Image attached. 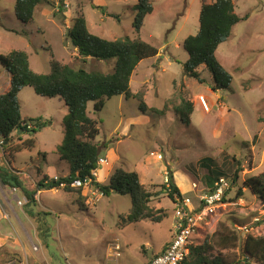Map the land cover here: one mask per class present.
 I'll return each mask as SVG.
<instances>
[{
	"label": "rangeland",
	"instance_id": "rangeland-1",
	"mask_svg": "<svg viewBox=\"0 0 264 264\" xmlns=\"http://www.w3.org/2000/svg\"><path fill=\"white\" fill-rule=\"evenodd\" d=\"M48 1L49 4H39L32 20L24 23L14 17L15 0H0V55L22 51L29 69L42 75L50 72L51 60L73 69L111 73L114 59L82 61L66 30L70 20L82 13L91 34L107 40L133 39L137 35L132 29L136 0ZM213 1L150 0L153 11L144 17L138 35L158 54L138 63L129 88L136 94L145 86L146 106L159 111L165 106L163 115L142 113L135 99L122 95L105 101L96 114L92 103H88L87 112L98 122L96 141L104 145L99 158L110 163V176L116 169L134 172L149 192L158 193L165 185V175H171L183 198H189L197 207V197L209 191L202 163L222 170L228 189L220 204L207 215L203 228L193 235L191 244L196 246L210 239L218 225L224 224L237 234L238 244L220 256L242 262L243 240L247 236L264 237V204L243 187L246 179L264 173V0H230L240 20L215 51V58L231 76L225 90L213 89L212 76L204 67L199 69L202 83L187 77L183 70L188 55L182 43L198 31L201 3ZM8 76L0 66L3 88ZM18 100L21 118L40 119L45 124L8 145L14 147L32 139L31 149L11 154L0 144V169L20 175L31 190L39 180L38 169L49 173L59 168L52 151L64 137L63 118L67 112L63 101L39 96L30 87L23 88ZM186 102L192 105V112L182 119L174 109ZM17 133L21 134L14 132L11 140H16ZM235 172L238 179L232 183ZM95 177L98 180V173ZM54 190L58 193L42 194L38 206L34 196L36 204L28 207L20 191L0 182V264H103L110 246L117 249L112 250L117 264H144L172 239L174 204L164 193L150 204L164 214L161 222L141 221L120 228L119 215L131 208L128 194L103 197L88 185L82 191L85 200L80 206L75 192ZM238 190L242 192L239 198ZM33 208L34 215H28ZM68 208L74 209V214L60 217L59 224L49 214ZM216 255L213 252L211 256Z\"/></svg>",
	"mask_w": 264,
	"mask_h": 264
},
{
	"label": "trees",
	"instance_id": "trees-1",
	"mask_svg": "<svg viewBox=\"0 0 264 264\" xmlns=\"http://www.w3.org/2000/svg\"><path fill=\"white\" fill-rule=\"evenodd\" d=\"M136 15L132 22L135 38H121L107 40L91 34L86 25L82 13H78L70 20V26L66 30V36L76 49L82 61L92 59L94 61H108L114 59L111 73L103 74L97 71H86L82 68L73 69L68 65L51 60L48 74H36L29 69L27 56L22 51H12L7 55H0V66L10 76L8 90L0 95V140L2 149L12 152H20L23 148L31 149L32 139L24 140L14 147L10 144L12 134L21 132L20 136L41 129L45 123L40 119L21 118L18 94L25 88L30 87L35 94L47 98H57L64 102L67 114L63 118L64 137L61 144L55 150V154L61 161L69 166V175L57 180L41 175V169L37 170L40 179L29 190L20 175L9 173V170L0 169V182L4 187L20 191L28 202V207L36 203L34 196L42 190L59 189L60 184L66 183V192H75L77 202L81 206L85 197L82 196L84 186L72 188L69 186L74 181L84 183L90 181V186L95 188L104 197L110 194L129 195L131 208L124 214L119 215V227L125 228L141 221L159 223L164 218L160 210L151 207L152 200L159 194L164 193L171 202L182 199L183 196L168 176L167 186L162 185L158 193L149 192L139 181L136 173L116 169L110 176L107 184L98 183L93 175L97 169V163L101 146L98 145V122L89 117L87 104L92 103L93 113H98L104 107L105 101L113 96L122 95L125 99H135L138 110L142 113L163 115V110L148 108L144 102L145 86L133 94L129 88V81L135 67L139 62L155 57L158 50L152 45L141 40L140 29L144 17L153 11L150 0H136ZM39 4H49L48 0H15L14 16L21 22L27 23L32 20L34 9ZM116 18V16H112ZM245 19V17H244ZM234 14L233 4L230 0H214L209 4L201 3L198 22L199 28L195 35L184 39L182 46L188 55L183 64L184 74L202 83L199 69L204 67L212 76L214 90L227 89L231 83V76L227 73L215 58L218 46L225 42L231 28L239 22ZM84 63V62H83ZM175 112L180 118H188L192 112L189 102L177 106ZM23 123H33L34 130L26 129ZM43 158L45 153H38ZM233 161L236 159L233 157ZM207 170L205 176L209 191L214 189V183L225 177V173L219 168H211L209 163H202ZM231 182L235 183L237 172ZM252 195L259 198L264 204V173L249 177L243 182ZM225 194V192H224ZM223 194V196H224ZM242 196L238 190L237 198ZM223 198V197H222ZM223 200V199H222ZM28 215H34L32 210ZM220 225V226H219ZM210 239H205L201 244L190 247V255L186 264H264V237L247 236L240 247V256L243 261L233 257L226 260L221 257V252L232 251L237 248L238 236L226 225L219 224ZM216 252V256H211ZM212 257V258H211Z\"/></svg>",
	"mask_w": 264,
	"mask_h": 264
},
{
	"label": "built area",
	"instance_id": "built-area-1",
	"mask_svg": "<svg viewBox=\"0 0 264 264\" xmlns=\"http://www.w3.org/2000/svg\"><path fill=\"white\" fill-rule=\"evenodd\" d=\"M22 126H26V129L28 130L36 129L33 123H23ZM0 144L2 145L1 141ZM157 159L160 160L161 156L158 155ZM102 162L103 160L100 159L98 164H101ZM95 172L96 170L93 172L94 177ZM54 179L57 180L56 177ZM167 180L168 178L165 175L164 184H166V186L168 183ZM88 185H90L89 180H86L84 183L77 180L69 184L72 188H80L81 186L85 187ZM66 186V183L60 184V188H64ZM192 187L196 188L194 184ZM227 189V182L221 178L214 183V189L212 191L203 193L197 197V207L191 205L189 198L177 199L173 203L174 209L171 227L172 239L170 243L164 247L162 252L154 255L144 264H186L190 255L189 246L191 245V238L199 232L200 227L203 228L207 215L211 213L218 204H220L223 194ZM99 195L102 196L101 193H99ZM109 249L110 252H108L105 256L103 264H109L110 262L117 264V257L113 252L117 249L114 246H110Z\"/></svg>",
	"mask_w": 264,
	"mask_h": 264
},
{
	"label": "crops",
	"instance_id": "crops-1",
	"mask_svg": "<svg viewBox=\"0 0 264 264\" xmlns=\"http://www.w3.org/2000/svg\"><path fill=\"white\" fill-rule=\"evenodd\" d=\"M34 11H35V9H34ZM13 14H14V12H13ZM34 14V13H33ZM15 17V16H14ZM16 18V17H15ZM88 60V59H87ZM2 77V76H1ZM0 77V78H1ZM9 85H10V76H8V81H7V84H6V86L3 88L1 85H0V90H3V89H5L4 90V92H3V94L8 90V88H9ZM23 91V89L19 92V94H18V98H19V96H20V94H21V92ZM1 94V93H0ZM60 101H62V100H60ZM60 103V102H59ZM63 105H64V102H63ZM64 107H65V105H64ZM65 109H66V107H65ZM65 112H67V110L65 111ZM64 112V113H65ZM22 139H24V137H23V135L22 136H20L18 133H17V138H16V140H12L10 143L11 144H13V143H15V141H20V140H22ZM18 143V142H17ZM98 145H100V144H98ZM56 150V149H55ZM55 150L54 151H52L54 154H55ZM13 154V153H12ZM56 155V154H55ZM57 156V155H56ZM57 158H58V160L56 159V162L55 163H57L55 166L56 167H59L58 168V170L55 168V169H52L51 171H49V173L47 172V171H45L44 170V172H42L41 171V175H43V176H47L48 178H50V179H53V178H55V177H60V178H64V177H67L68 175H69V166L64 162V161H61L60 159H59V157L57 156ZM105 166H108L107 168H105ZM111 165H110V163H106L105 162V160H103V162L101 163V164H99L98 165V169H97V173H98V180H96L98 183H101L100 181L101 180H103V181H105V182H107L108 183V180H109V178H110V172H111ZM43 169V168H42ZM51 169V168H50ZM97 173H95L96 174V176H97ZM23 175H25V173H22ZM24 177V176H23ZM24 179V178H23ZM39 179H40V176H39ZM95 179H96V177H95ZM106 183V184H107ZM7 188V187H6ZM93 189H95V188H93ZM96 190V189H95ZM11 191V190H10ZM54 191H57V190H54ZM53 190H42V191H39V192H37L38 194L37 195H35L36 197H37V199H38V202H37V205H35V206H38V204H40L41 205V201H40V198H41V196H42V194H44V193H48V192H51V193H58V191L57 192H54ZM97 191V190H96ZM2 192V191H1ZM98 192V191H97ZM191 192V191H190ZM10 196L12 195V194H9ZM98 195H99V192H98ZM104 197V196H103ZM15 198H17V196H15ZM42 207V206H41ZM36 208V207H35ZM43 208H45L44 206H43ZM32 211H35L34 210V208H33V210ZM49 211V210H48ZM57 212V215L59 216V217H57L56 216V213ZM70 213H72V214H74V209H63V210H61V209H59V211H50L49 212V214H50V216L51 217H53V218H55V221L57 222V224H59V222H61V219H60V217L61 218H66V217H68V214H70ZM53 214H55V215H53ZM73 240H74V238H72ZM164 249V248H163ZM163 249H161L160 251L162 252V250ZM156 255V254H155ZM96 263V262H95Z\"/></svg>",
	"mask_w": 264,
	"mask_h": 264
},
{
	"label": "clouds",
	"instance_id": "clouds-1",
	"mask_svg": "<svg viewBox=\"0 0 264 264\" xmlns=\"http://www.w3.org/2000/svg\"><path fill=\"white\" fill-rule=\"evenodd\" d=\"M100 159H101V158H100ZM100 159H99V160H100ZM99 160H98V161H99ZM102 160H103V159H102ZM98 165H99V164L97 163V169H98ZM97 169H96V170H97ZM56 178L58 179V178H60V177H56ZM167 178H168V176H167ZM53 179H54V178H53ZM54 180H55V179H54ZM165 185H166V184H165ZM52 190H53V189H52ZM208 192H209V191H208ZM184 198H185V197H184ZM182 199H183V198H182ZM172 203H173V202H172ZM152 257H153V256H152ZM96 263H97V262H96Z\"/></svg>",
	"mask_w": 264,
	"mask_h": 264
},
{
	"label": "water",
	"instance_id": "water-1",
	"mask_svg": "<svg viewBox=\"0 0 264 264\" xmlns=\"http://www.w3.org/2000/svg\"><path fill=\"white\" fill-rule=\"evenodd\" d=\"M20 133V132H19Z\"/></svg>",
	"mask_w": 264,
	"mask_h": 264
}]
</instances>
